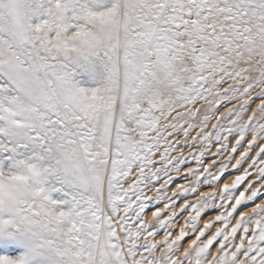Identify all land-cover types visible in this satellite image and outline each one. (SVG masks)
Instances as JSON below:
<instances>
[{"label":"snow or ice","instance_id":"1","mask_svg":"<svg viewBox=\"0 0 264 264\" xmlns=\"http://www.w3.org/2000/svg\"><path fill=\"white\" fill-rule=\"evenodd\" d=\"M0 264H264V0H0Z\"/></svg>","mask_w":264,"mask_h":264},{"label":"bare ground","instance_id":"2","mask_svg":"<svg viewBox=\"0 0 264 264\" xmlns=\"http://www.w3.org/2000/svg\"><path fill=\"white\" fill-rule=\"evenodd\" d=\"M216 143H225L223 141H213L212 142V148H215V144ZM207 147V145H205ZM227 147H230V144H226V147H225V151L227 150ZM242 149L238 148L237 150V155H239V152L241 151ZM209 159H212V157L210 155H208L207 153H205V155L202 157V163H207V161ZM239 171V169H230L228 171L225 172L224 176L221 177L219 183H223L224 180H226L229 176H234L237 172Z\"/></svg>","mask_w":264,"mask_h":264}]
</instances>
